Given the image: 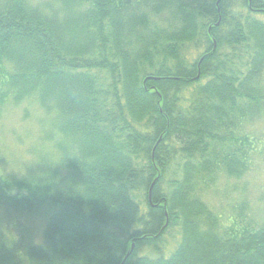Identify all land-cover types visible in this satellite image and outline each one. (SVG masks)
<instances>
[{
	"label": "trees",
	"instance_id": "obj_1",
	"mask_svg": "<svg viewBox=\"0 0 264 264\" xmlns=\"http://www.w3.org/2000/svg\"><path fill=\"white\" fill-rule=\"evenodd\" d=\"M144 2L0 0V108L48 119L0 164V264H264V224L222 229L195 192L256 150L264 0H159L163 27Z\"/></svg>",
	"mask_w": 264,
	"mask_h": 264
},
{
	"label": "rangeland",
	"instance_id": "obj_2",
	"mask_svg": "<svg viewBox=\"0 0 264 264\" xmlns=\"http://www.w3.org/2000/svg\"><path fill=\"white\" fill-rule=\"evenodd\" d=\"M158 1L145 0L138 11L148 15L150 23L160 27L168 26L173 21L170 9H164L160 13L153 11ZM171 1L166 0V5H172ZM0 110V164L6 172L14 174L22 170L24 163L29 162V153H36L35 149L39 148V138L47 117L31 99L23 100L17 105H4ZM262 110L261 117L246 120L239 128V134L259 139L256 150L249 154L245 172L239 177L218 172L208 184L201 183L196 188V194L219 217L222 229L232 224L252 228L264 224V106ZM48 145L45 143L46 150L52 152ZM260 149L263 150L259 151ZM38 229V224L33 223L31 230L35 241L40 240L39 233L36 232ZM165 238L162 247L169 251L174 244V237L167 234Z\"/></svg>",
	"mask_w": 264,
	"mask_h": 264
},
{
	"label": "water",
	"instance_id": "obj_3",
	"mask_svg": "<svg viewBox=\"0 0 264 264\" xmlns=\"http://www.w3.org/2000/svg\"><path fill=\"white\" fill-rule=\"evenodd\" d=\"M153 183L154 181L152 182L150 188H149V200H150V197H151V189H152V186H153ZM133 248V244H131V249ZM128 255V254H127Z\"/></svg>",
	"mask_w": 264,
	"mask_h": 264
},
{
	"label": "bare ground",
	"instance_id": "obj_4",
	"mask_svg": "<svg viewBox=\"0 0 264 264\" xmlns=\"http://www.w3.org/2000/svg\"><path fill=\"white\" fill-rule=\"evenodd\" d=\"M108 88V87H107ZM106 91V90H105ZM8 115V114H7ZM35 115V114H34ZM54 115V114H53ZM48 120V119H47ZM4 143V142H3ZM61 171V170H60ZM13 175V174H12ZM137 190V189H136ZM131 197V196H130ZM226 218V217H225ZM225 220V219H224ZM221 222V221H220ZM228 225V224H227ZM234 225V224H233ZM141 228V227H140ZM238 228V227H237Z\"/></svg>",
	"mask_w": 264,
	"mask_h": 264
}]
</instances>
